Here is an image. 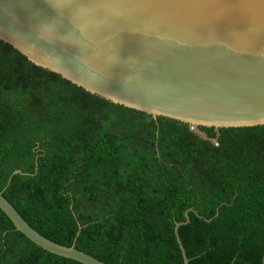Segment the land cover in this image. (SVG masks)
I'll list each match as a JSON object with an SVG mask.
<instances>
[{"label":"trees","instance_id":"1","mask_svg":"<svg viewBox=\"0 0 264 264\" xmlns=\"http://www.w3.org/2000/svg\"><path fill=\"white\" fill-rule=\"evenodd\" d=\"M0 191L40 234L107 264H184L175 227L189 209V264H263L264 125L156 120L2 40ZM0 264L82 263L37 246L0 209Z\"/></svg>","mask_w":264,"mask_h":264},{"label":"water","instance_id":"2","mask_svg":"<svg viewBox=\"0 0 264 264\" xmlns=\"http://www.w3.org/2000/svg\"><path fill=\"white\" fill-rule=\"evenodd\" d=\"M0 40L35 65L156 120L196 131L264 125V0H0ZM0 209L44 250L107 264L40 234L3 191ZM190 212L197 213L189 209L175 227L184 264L179 227Z\"/></svg>","mask_w":264,"mask_h":264}]
</instances>
